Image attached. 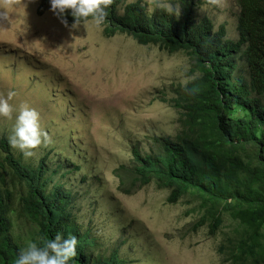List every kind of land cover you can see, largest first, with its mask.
I'll list each match as a JSON object with an SVG mask.
<instances>
[{
	"label": "rangeland",
	"instance_id": "1",
	"mask_svg": "<svg viewBox=\"0 0 264 264\" xmlns=\"http://www.w3.org/2000/svg\"><path fill=\"white\" fill-rule=\"evenodd\" d=\"M25 2L9 9L10 23L0 26V94L16 93L9 101L12 119L0 116V137L12 135L22 104L39 112L51 142L23 157L36 163L50 151L55 180L75 193L74 214L99 238L102 254L116 251L128 264H231L218 252L242 235L229 213L213 235L209 218L196 226L207 210L190 192L169 202L171 190L152 181L125 194L114 173L132 164L134 146L158 153L156 139L180 130L181 113L167 100L199 75L193 58L125 34L107 36L102 25L66 27L41 0ZM144 2L151 11H182L174 0ZM238 11L237 0H199L197 6L198 16L211 18L215 28L224 24L231 40L238 38ZM28 229L29 222L15 221V235Z\"/></svg>",
	"mask_w": 264,
	"mask_h": 264
},
{
	"label": "trees",
	"instance_id": "2",
	"mask_svg": "<svg viewBox=\"0 0 264 264\" xmlns=\"http://www.w3.org/2000/svg\"><path fill=\"white\" fill-rule=\"evenodd\" d=\"M174 2L182 6L179 16L165 7L150 12L141 0H114L106 9L105 35L125 34L171 53L185 51L199 72L187 90L167 100L181 113L180 130L156 139L158 153L134 146L132 164L114 170L118 189L132 194L156 181L171 190L169 202L190 192L207 210L197 227L209 218L214 235L224 212L238 221L241 237L218 252L231 264H264V0H237L236 40L227 38L224 24L215 28L211 18L198 16L199 0ZM42 6L51 7L50 0ZM65 18L74 22L71 10ZM0 145L9 152L7 138ZM46 172V155L36 164L9 153L0 158V264H16L29 243L42 247L57 234L78 240L69 264H128L116 251L109 256L99 251V238L72 213V192L51 184ZM15 221L29 222L26 234L13 233Z\"/></svg>",
	"mask_w": 264,
	"mask_h": 264
},
{
	"label": "clouds",
	"instance_id": "3",
	"mask_svg": "<svg viewBox=\"0 0 264 264\" xmlns=\"http://www.w3.org/2000/svg\"><path fill=\"white\" fill-rule=\"evenodd\" d=\"M136 1L138 0H126V3ZM141 1L143 4L147 5L144 0ZM31 2H34V0H28V3ZM50 2L51 7L47 8H51V11L61 19V22L66 27L68 26V23L65 14L68 10H71V15L74 17V23L71 25V28L78 29L82 23H92L97 27L103 25L107 17L106 9L114 3V0H50ZM209 2L218 4L220 0H209ZM18 7H27L25 0H0V26L10 23L9 9ZM155 8L152 11L148 10L153 12ZM176 15L179 16L180 12L178 11ZM192 79H195V77ZM184 83L187 90V82ZM190 91L195 93L197 89H191ZM15 95L16 93L13 91H9L6 98L0 94V116L12 119L13 113L16 109L9 103V101H11ZM1 138H7V148L9 152L5 151L2 145H0V158H3L8 153L14 158L19 155L22 157L23 155H25V157H30L34 154L33 150L39 148L41 145L46 146L51 142L49 134L41 127L39 112L36 109L29 107L27 104H22L19 108L12 135L9 137L2 136L0 139ZM49 152L50 151H48V153ZM48 153L43 156L46 155L47 158ZM24 160L27 163H34L25 158ZM37 162L38 161H36V163ZM74 167L77 169L79 165L75 164ZM25 170L28 171L27 168H25ZM46 177L51 184L53 182L60 183L72 192L73 204L71 210L77 222L80 223L73 211L76 196L75 193L67 188L64 183L55 180V175L50 170L48 164ZM12 231L14 233V227ZM77 244L78 240L75 236L63 239L60 234H57L51 240L44 241L42 247L38 246L36 243H29L26 248L20 250L16 264H69V261L77 256Z\"/></svg>",
	"mask_w": 264,
	"mask_h": 264
}]
</instances>
